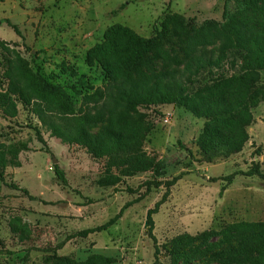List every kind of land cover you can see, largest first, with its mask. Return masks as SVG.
Here are the masks:
<instances>
[{
  "label": "rangeland",
  "instance_id": "rangeland-1",
  "mask_svg": "<svg viewBox=\"0 0 264 264\" xmlns=\"http://www.w3.org/2000/svg\"><path fill=\"white\" fill-rule=\"evenodd\" d=\"M241 8L239 0L0 1V264H153L147 213L166 188L144 184L177 176L154 215L161 264L176 236L202 232L226 259L194 264H239L231 252L248 231L228 226L264 222V180L212 178L254 162L264 172V102L244 149L208 163L199 161L205 119L152 99L186 94L201 60L216 61L235 45L222 30L224 11ZM232 61L214 63L213 75L233 74ZM142 126L150 130L140 153L109 167V152ZM14 145L26 149L15 155ZM137 198L107 230L78 235Z\"/></svg>",
  "mask_w": 264,
  "mask_h": 264
},
{
  "label": "trees",
  "instance_id": "trees-1",
  "mask_svg": "<svg viewBox=\"0 0 264 264\" xmlns=\"http://www.w3.org/2000/svg\"><path fill=\"white\" fill-rule=\"evenodd\" d=\"M3 2L4 0H0ZM260 0H239L242 8L227 17L224 11L225 22L222 30L235 37V45L224 50L219 54L216 61L201 60L197 68L196 79H188L185 83L186 94L180 96L155 97L152 99L155 103H172L176 107L185 108L198 118L205 119L203 131L198 139L199 161L211 163L219 158H228L235 153L242 151L250 139L248 128L255 122L254 109L264 102V6L259 4ZM168 17L179 19V23L184 20V16L178 13L168 14ZM9 26H12L17 34H20L18 27L6 20ZM252 30L248 35L247 30ZM227 57H232L231 66L234 73L231 75H213V64ZM51 88H58L47 84ZM90 119H94L91 117ZM150 128L142 126L134 133L133 141L126 146L114 148L109 152L107 165L109 167L120 166L130 163L131 159L140 153L146 133ZM42 140V138H40ZM43 141V140H42ZM85 145L94 152L95 148L91 142H85ZM13 153L19 154L26 146L14 145ZM12 165H16L11 162ZM55 173L62 184L67 185L68 180L65 172L55 165ZM237 175L258 176L264 180V172L261 169L260 162H254L246 170H238L232 174L212 178L213 181L219 179L231 183ZM179 180V176L171 180L146 181L147 191L152 187L164 185L166 191L162 198L156 202L153 208L147 213L148 235L155 242V260L153 264H161L159 260V247L157 246L156 237L153 234L155 227L154 215L159 212L160 207L167 201L171 187ZM18 187V186H15ZM26 193V190H23ZM136 200L128 201L120 211L108 222L87 228L78 233L79 236H88L94 232L107 230L114 225L124 214L125 210L130 207ZM229 229L236 231H248V233L238 237L237 244L231 252V256L239 264H264V222H237L228 226ZM207 232L197 235L183 233L173 240L172 247L169 251L168 264H194L206 263L217 259H226L224 253L212 251L208 244ZM204 243V248H198V242ZM66 240L61 242L56 248H62ZM194 246L195 254L191 249ZM199 254L196 253L198 252ZM11 254L10 250H6ZM27 257V256H26ZM29 257V256H28ZM78 264H89L88 261L77 262Z\"/></svg>",
  "mask_w": 264,
  "mask_h": 264
}]
</instances>
